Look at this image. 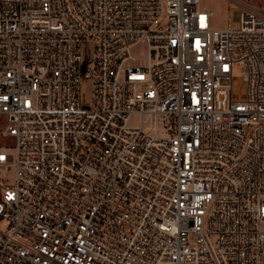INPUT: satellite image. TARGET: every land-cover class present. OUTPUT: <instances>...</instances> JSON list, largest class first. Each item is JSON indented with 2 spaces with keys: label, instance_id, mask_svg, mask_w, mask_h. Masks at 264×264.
<instances>
[{
  "label": "built area",
  "instance_id": "1",
  "mask_svg": "<svg viewBox=\"0 0 264 264\" xmlns=\"http://www.w3.org/2000/svg\"><path fill=\"white\" fill-rule=\"evenodd\" d=\"M228 14L0 0V264H264V17Z\"/></svg>",
  "mask_w": 264,
  "mask_h": 264
},
{
  "label": "rangeland",
  "instance_id": "2",
  "mask_svg": "<svg viewBox=\"0 0 264 264\" xmlns=\"http://www.w3.org/2000/svg\"><path fill=\"white\" fill-rule=\"evenodd\" d=\"M240 3L245 7L252 9L253 11L261 14L264 17V0H200V7L203 10L210 11L212 13L211 19V29L222 30L226 28L229 24V14H228V3L229 2ZM132 54L137 57H144L142 50H133ZM236 80L233 82V93L237 98L243 93L244 86L241 83L239 71H235ZM82 95L87 100L89 98V84L88 82H83L82 84ZM3 123V118H0V124ZM3 145H8L10 142L6 139H1ZM11 171H6L1 173V176L5 178L8 182L11 181Z\"/></svg>",
  "mask_w": 264,
  "mask_h": 264
}]
</instances>
